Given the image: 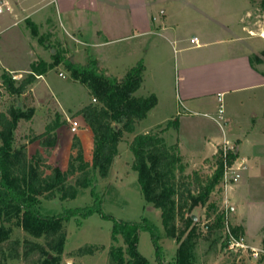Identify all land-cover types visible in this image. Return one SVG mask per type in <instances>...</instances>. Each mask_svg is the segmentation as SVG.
<instances>
[{"label":"rangeland","instance_id":"rangeland-1","mask_svg":"<svg viewBox=\"0 0 264 264\" xmlns=\"http://www.w3.org/2000/svg\"><path fill=\"white\" fill-rule=\"evenodd\" d=\"M203 1L205 3V0H167L163 6L170 11L187 14L193 4H202ZM237 1L240 3V0ZM250 1L252 7L250 19H259L260 25L264 27L262 0ZM22 2L24 8L21 23L13 24L14 19L11 16L5 12L0 13V66L19 70V73H15L17 80L26 76L33 68L32 65L36 67L35 80L17 99L3 91L1 75L6 70L0 67V89L3 91L0 109H9L17 101L23 113L14 123L13 146L23 147L27 156L35 158L45 172H51L53 167L65 170L69 163V155L78 147H81L84 158L90 160L93 133L77 112L80 107L95 100L85 85L71 79L70 71L61 62L55 63L56 56L64 55L84 63L87 56L93 54L106 75L118 78H121L127 69L136 65L140 56H144L148 62L145 86H141L135 94L153 93L149 89L154 87L160 102L149 114L147 113L148 116L146 115L132 132L125 133L116 141L114 157L106 176L98 177L96 190L101 196V208L104 213L117 220L141 221L145 218L152 222L159 232L157 245L160 246L164 260H172L176 256L178 243L174 237L163 233L160 210L147 203L142 195L138 174L132 168L133 135L159 125L163 127L168 120L176 119L177 128L169 127L162 135L169 144L178 141L179 153L185 166L184 174H191L193 170H198L202 175L211 174L215 169V166L211 165V154L215 152L217 144L226 139L223 135V128L226 131V125L216 116L217 113L215 114L219 101H214L210 110H207L210 116L204 115L203 109H200L201 112H192L184 103H174L172 98L174 76L172 74L169 76L168 84L164 65L160 66L158 62L156 64L153 51H142L147 45L146 39L130 36L128 9L130 0H93L95 5L89 6V9L93 10L96 4L97 6L103 4L102 11L96 13V21L83 13L74 12V15L80 18L78 27H75L73 22H70L71 25L68 23L65 14L58 8L57 0ZM33 6L39 10L31 17H26L29 11L33 10ZM4 7L3 5V9ZM90 13L88 15L94 14ZM84 17L87 19L84 20ZM71 20L75 21L73 16ZM98 22L101 27L97 26ZM77 28L81 31L79 32ZM97 28L102 32L97 33ZM258 35H264V31H258ZM254 39L257 43L264 41L260 37ZM168 61H165L166 67L171 63L172 57L170 63H167ZM38 72H42V76L37 74ZM239 99H244V96L238 93L224 96L225 110L237 115L240 111ZM214 118H217L222 127ZM74 120L80 124L77 132H72L68 127L70 121ZM47 135L55 137L52 145L44 144L43 139ZM230 145L234 146V142ZM250 163V160L245 161V166L238 171L239 177L227 187L226 197L240 199L241 203L246 197L257 201V205L253 206L243 202L240 209L246 214L252 227V230L247 232L245 240L253 237L261 242L264 237V163L256 162L252 166L253 169L249 170ZM75 180L77 178L71 177L72 182ZM225 187L226 184L222 180L209 193L207 202L194 208L198 218L191 227L195 233H199L194 246L196 263L264 264L262 251L255 257L249 249L229 248L227 230L235 224L229 202L225 197ZM93 199L90 186L77 187L75 191L67 190L63 197L56 194L50 199L43 198L41 210L57 213L66 207L89 205ZM256 223L261 224L257 232L254 231ZM113 224L112 219L104 218L95 212L83 218L80 224L75 218L63 221L60 232L57 231V234L48 237H33L21 227L14 226L7 246H18L19 255H22L24 246L31 242L38 247L44 246L51 264H108L109 249L116 242L111 238ZM178 225L180 226V222ZM58 235L62 236L61 248L51 249L50 245L53 242L57 243ZM117 242L122 241L120 239ZM137 249L148 260H157L156 242L148 228L139 229ZM18 258L9 262L21 264Z\"/></svg>","mask_w":264,"mask_h":264},{"label":"trees","instance_id":"trees-1","mask_svg":"<svg viewBox=\"0 0 264 264\" xmlns=\"http://www.w3.org/2000/svg\"><path fill=\"white\" fill-rule=\"evenodd\" d=\"M261 6H264V0ZM58 62L70 71L71 79L85 85L95 99L77 112L93 133L91 159L86 160L81 147H78L69 155L65 170L53 167L51 172H45L35 158L27 156L23 147L13 146L14 123L23 114L18 102L15 101L9 109H0V264H15L9 261L18 257L21 264H51L44 246L38 247L31 242L24 246L22 255H19L18 246H7L14 226L21 227L33 237H48L60 232L63 221L75 218L80 224L83 218L95 212L114 222L111 238L116 242L109 249L108 264H197L194 246L199 233L191 227L195 221L190 213L196 206L206 203L209 193L223 180L224 165H231L237 158L235 145L225 149L217 146L211 155V165L215 166L213 173L202 175L193 170L191 174H184L178 141L169 144L162 135L169 127L177 128L176 119L168 120L163 127L159 125L133 135L132 168L138 174L142 195L147 203L160 210L163 233L174 237L178 243L176 256L165 261L157 245L159 232L156 226L145 218L125 221L104 213L101 196L96 190L98 177L106 176L114 157L116 141L125 133L132 132L157 102L154 93L135 94L143 80L142 62L127 69L121 78L106 75L93 54H89L84 63L57 55L55 63ZM32 67L26 76L18 80L8 71L3 72V91L17 99L36 78V67ZM54 141L52 135L43 139L44 144L49 145ZM73 176L77 178L75 182L71 181ZM86 186L91 187L94 198L91 204L66 207L57 213L41 210L43 198L50 199L56 194L63 197L67 190L75 191L77 187ZM141 228H148L154 237L156 261L148 260L137 249ZM230 230L235 236L241 235L237 225L230 226ZM57 237V243L53 242L51 249L61 248L62 236ZM226 238L229 239L228 234ZM120 239L122 242L118 243Z\"/></svg>","mask_w":264,"mask_h":264},{"label":"crops","instance_id":"crops-1","mask_svg":"<svg viewBox=\"0 0 264 264\" xmlns=\"http://www.w3.org/2000/svg\"><path fill=\"white\" fill-rule=\"evenodd\" d=\"M22 1L0 0V13L5 12L11 16L14 19L13 24L21 23L24 8ZM57 1L58 8L63 11L68 23L73 22L75 27H78L80 18L74 15V12L83 13L96 21V13L103 9V4L100 6L96 4L93 10L89 9V6L94 4L93 0ZM166 1L130 0L128 7L130 36L146 39L147 45L142 51H153L156 64L158 62L160 66L164 65L168 84L169 76L171 74L174 76L172 88L174 103H184L192 112H201L200 109H203L204 115L210 116L207 110H210L214 101H218L219 94L222 95V101L224 96L230 94L238 93L244 96V99H239L240 111L237 115L224 108L221 118L226 125V131L223 128V135L226 138L224 141L229 144L234 142L237 157L240 156L238 162L237 158L235 160L236 165L243 163L245 166V161L250 160L248 169L251 170L256 162L264 163V41L257 43L254 39L256 37L264 39V36L258 35V31H264V27L260 25L259 19H250L251 1L240 0L239 3L237 0H205V3L203 1L202 4H193L187 14L168 10L163 6ZM261 8V11H264V7ZM36 10L39 8L33 6V10H28L30 13L26 17H31ZM90 12L94 14L88 15ZM71 16L75 21L71 20ZM86 19L84 17V20ZM200 20L202 22H199ZM96 24L101 27L99 22ZM77 30L81 31L80 28ZM96 32L102 30L97 28ZM193 36L197 37V44L190 41ZM167 60L170 64L166 67ZM137 62H142L144 66L141 86H145L148 62L144 56H140ZM0 67L12 74L20 72L15 68L2 65ZM155 89L154 87L149 89L157 98L155 106L150 111L160 102ZM217 111L218 107L215 114ZM214 120L222 127L217 118ZM233 183L232 181L226 184L225 197L227 187ZM226 199L234 224L239 226L245 239L252 227L240 208L243 202L253 206L257 205V201L249 200L247 197L242 203L240 199L235 200L229 196ZM260 228L261 224L256 223L254 231L257 232ZM245 242L250 247L264 249V237L261 242L248 237Z\"/></svg>","mask_w":264,"mask_h":264},{"label":"built area","instance_id":"built-area-1","mask_svg":"<svg viewBox=\"0 0 264 264\" xmlns=\"http://www.w3.org/2000/svg\"><path fill=\"white\" fill-rule=\"evenodd\" d=\"M191 42L197 44L198 40L197 37L193 36L190 39ZM13 78H17L15 74L12 75ZM1 92L3 93V91L0 89V98H1ZM222 95L219 94L218 95V101H219V107H218V111H217V117L219 118H223V111H224V107H223V101H222ZM93 100H95L93 98ZM68 127L70 128V130L72 132L76 131L78 128V123L77 121H70ZM224 149L225 148H232L233 146H231L227 141H224L222 144H220ZM244 167L243 163H239V164H235V161L229 165V166H225L224 165V172H223V182H225V184L229 183L228 181L232 182L234 180H236L239 177V170H241ZM232 180V181H231ZM227 234L229 236V248H234L235 250L238 249H249L251 251V254L254 255L255 257L259 255V252L262 251L264 252V250L261 249H256L254 247H250L249 245H247V243L245 242V239L242 235L239 236H235L231 233L230 228H228L227 230Z\"/></svg>","mask_w":264,"mask_h":264},{"label":"water","instance_id":"water-1","mask_svg":"<svg viewBox=\"0 0 264 264\" xmlns=\"http://www.w3.org/2000/svg\"><path fill=\"white\" fill-rule=\"evenodd\" d=\"M115 125H116V124H115ZM116 126H117V125H116ZM234 152H235V153L237 152V148H234ZM190 216H191V218H192L194 221H196L197 218H198V216L196 215L194 209H193L192 212L190 213Z\"/></svg>","mask_w":264,"mask_h":264},{"label":"bare ground","instance_id":"bare-ground-1","mask_svg":"<svg viewBox=\"0 0 264 264\" xmlns=\"http://www.w3.org/2000/svg\"><path fill=\"white\" fill-rule=\"evenodd\" d=\"M262 36H264V35H262Z\"/></svg>","mask_w":264,"mask_h":264}]
</instances>
